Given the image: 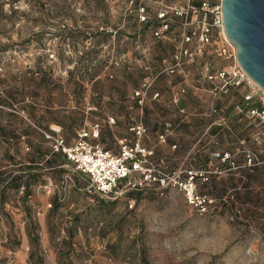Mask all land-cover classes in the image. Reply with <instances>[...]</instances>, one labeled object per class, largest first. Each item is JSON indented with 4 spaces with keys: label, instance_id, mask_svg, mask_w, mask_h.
Instances as JSON below:
<instances>
[{
    "label": "rangeland",
    "instance_id": "rangeland-1",
    "mask_svg": "<svg viewBox=\"0 0 264 264\" xmlns=\"http://www.w3.org/2000/svg\"><path fill=\"white\" fill-rule=\"evenodd\" d=\"M129 1L0 0V264H264V122L196 91L177 106L162 95L138 108L136 42L155 61L169 57L171 44L148 40L134 11L181 0ZM137 118L147 147L172 124L161 144L168 153L157 158L171 171H202L196 190L215 201L212 210L199 215L173 191L99 199L51 152L56 137L68 146L91 124L97 143L114 152ZM247 152L260 164L243 166ZM223 153L230 161L211 157Z\"/></svg>",
    "mask_w": 264,
    "mask_h": 264
},
{
    "label": "built area",
    "instance_id": "built-area-1",
    "mask_svg": "<svg viewBox=\"0 0 264 264\" xmlns=\"http://www.w3.org/2000/svg\"><path fill=\"white\" fill-rule=\"evenodd\" d=\"M134 17L138 24L146 26L148 40H166L171 44L169 57L155 61L149 55L147 44L136 42V49H139L137 68L142 78L132 91L131 99L138 108L146 99L153 102L161 100L157 92L150 93V90L161 77H167L165 92L173 106H177L188 91L202 92L211 99L227 100L233 110L247 120L264 122V93L235 60L234 49L224 35L220 0H181L180 4L162 5L152 13L139 6ZM117 63L113 62V66ZM173 77L176 82H171ZM237 97L240 99L238 104ZM253 104H259L260 109L253 108ZM177 114L187 118L182 108L177 110ZM113 124V118H107V125ZM51 131L57 133L58 130ZM98 131L97 124L83 126L75 131L70 145L66 146L61 137H56L51 146V152L60 154L86 181L87 185L82 190L87 194L112 202L131 192L152 191L163 197L173 191L180 194L185 204L199 215L214 208L215 201L196 190V180L204 175L202 171L192 168L171 171L162 159L155 157L154 148L143 145L141 140L146 128L140 118L129 120L125 134L116 140L114 152L97 143ZM172 131V124H163L156 136V144H164ZM45 138L50 137L45 135ZM261 138L264 139V130ZM211 157L220 162L231 158L228 153L212 154ZM243 158L245 167L260 164L252 153L247 152ZM126 203L132 207L135 200L126 199Z\"/></svg>",
    "mask_w": 264,
    "mask_h": 264
},
{
    "label": "water",
    "instance_id": "water-1",
    "mask_svg": "<svg viewBox=\"0 0 264 264\" xmlns=\"http://www.w3.org/2000/svg\"><path fill=\"white\" fill-rule=\"evenodd\" d=\"M220 8L237 64L264 93V0H220Z\"/></svg>",
    "mask_w": 264,
    "mask_h": 264
},
{
    "label": "trees",
    "instance_id": "trees-1",
    "mask_svg": "<svg viewBox=\"0 0 264 264\" xmlns=\"http://www.w3.org/2000/svg\"><path fill=\"white\" fill-rule=\"evenodd\" d=\"M157 61V60H156ZM141 78H142V76H141ZM152 92H157L161 97H162V95H165V97H166V99L168 100V96H167V94H166V92H165V90H156V89H154V90H150V93H152ZM223 100V99H222ZM253 108H255V109H260V107H259V104H255L254 106H252ZM144 125V124H143ZM145 146V145H144ZM146 148H148L147 146H145ZM106 150V149H105ZM51 155H53L54 156V154H51ZM60 155V154H59ZM154 155H155V151H154ZM61 156V155H60ZM155 157H157L156 155H155ZM61 158L65 161V159L61 156ZM66 162V161H65ZM49 164V163H48ZM12 178L13 179H10V181L11 182H14L15 181V177H13L12 176ZM15 188H17V186H15ZM129 194V193H128ZM128 194H126V196L125 197H128ZM133 200H135V199H133ZM135 202H136V200H135Z\"/></svg>",
    "mask_w": 264,
    "mask_h": 264
},
{
    "label": "crops",
    "instance_id": "crops-1",
    "mask_svg": "<svg viewBox=\"0 0 264 264\" xmlns=\"http://www.w3.org/2000/svg\"><path fill=\"white\" fill-rule=\"evenodd\" d=\"M156 146H157L156 141H155V144H152V145L148 146V148H154V151H155V155L156 156H158V155H161L162 156V154L168 153L167 152L168 151V147L166 145H163V146L162 145H159L158 148ZM187 155L189 156V153ZM19 166H20V164H19ZM17 173H25V172L23 171V172H17Z\"/></svg>",
    "mask_w": 264,
    "mask_h": 264
}]
</instances>
